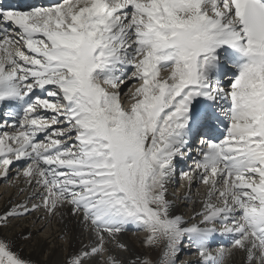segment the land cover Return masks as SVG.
<instances>
[{
  "label": "snow or ice",
  "instance_id": "obj_1",
  "mask_svg": "<svg viewBox=\"0 0 264 264\" xmlns=\"http://www.w3.org/2000/svg\"><path fill=\"white\" fill-rule=\"evenodd\" d=\"M177 176L205 189L195 222ZM0 179L24 197L0 264H33L9 235L29 217L62 224L55 264H124L132 227L161 264H264V0L0 3Z\"/></svg>",
  "mask_w": 264,
  "mask_h": 264
},
{
  "label": "bare ground",
  "instance_id": "obj_2",
  "mask_svg": "<svg viewBox=\"0 0 264 264\" xmlns=\"http://www.w3.org/2000/svg\"><path fill=\"white\" fill-rule=\"evenodd\" d=\"M126 88V87H125ZM188 164H191L190 160L187 161L184 164H181V166H187ZM12 177L16 176L15 170L12 171L11 173ZM179 176H177L178 178ZM180 179H176L175 183L178 185ZM177 181V182H176ZM174 181L172 182L175 184ZM169 186V193L170 195L173 193V196L176 197V199H179V204L177 205V214H189L190 219L192 220L195 212L200 209L201 206V201L203 198V192H200L197 190V188H193L191 195H192V200H186L184 197L189 194V190L187 188L186 183L182 180V187L179 189V193H176L175 191L173 192V187ZM19 186L20 182L17 180H9V183L7 180H4L2 183V186L0 187L1 189H5L0 193V211H2L6 206L9 205V202H16L18 200H23L24 197L20 194L19 192ZM198 187V186H197ZM172 190V191H171ZM205 190V189H204ZM194 191V192H193ZM170 199H172L169 196ZM175 199V198H174ZM186 205V207H184ZM188 205L190 207H188ZM191 208V210H190ZM187 209V210H184ZM186 211V212H185ZM186 215H184V218L187 220ZM195 222V221H194ZM44 229V232L39 234L38 232ZM62 224L58 222H53L50 226L45 228L44 222L41 221L39 223L36 222L35 217H29L25 220L19 221L15 227V229L9 233L10 236H12L18 243V250L21 251L22 255H24L27 258H30L33 263L35 264H55V261L59 259H63L67 257L68 254V249L62 248V245L64 244V241L61 239L62 236ZM130 229H135L134 227ZM31 233V238L27 242H21L22 241V236L21 234H27ZM138 236H134L131 234L124 233L121 236V241L125 244L128 245L129 251L127 252H122L119 249L113 250V255L119 257L124 263L126 260L128 261L129 264H131V261H134L136 259H148L152 255L159 256L163 251L157 250L156 247H149L141 241ZM137 243H140V247L138 246ZM223 243L225 245H228L229 241L227 239L223 240ZM79 242H77L76 247L78 248ZM190 254H185L184 255V264H189L191 263V260L194 262L193 264H199V256L196 253V256L193 257V253L191 250L189 251ZM191 258L194 259H187L189 255ZM126 259H125V258ZM158 258V257H157ZM132 259V260H131ZM161 259V258H160ZM181 264V263H180ZM229 264H246V259L243 255V253L240 252H235L232 257L229 258Z\"/></svg>",
  "mask_w": 264,
  "mask_h": 264
},
{
  "label": "rangeland",
  "instance_id": "obj_3",
  "mask_svg": "<svg viewBox=\"0 0 264 264\" xmlns=\"http://www.w3.org/2000/svg\"><path fill=\"white\" fill-rule=\"evenodd\" d=\"M130 83V82H129ZM131 86H133V84L131 85ZM182 167V166H181ZM180 167V168H181ZM12 175V174H11ZM179 179H180V177H178ZM178 180V179H177ZM8 181V183H9V180H7ZM4 182V180L3 179H0V187L2 186V183ZM175 183V182H174ZM181 183H182V180L180 179L179 180V184L177 185L176 183L175 184H173V185H175L174 187H177V189H175V188H172L173 189V192L175 191L176 193H179V189L182 187V185H181ZM185 183V182H184ZM172 186V185H171ZM173 187V186H172ZM196 188H198L199 189V191L200 192H203V191H205L204 190V187L202 186V185H198V187H196ZM195 188V189H196ZM3 190H5V189H1L0 188V193L3 191ZM172 191V190H171ZM170 192V191H169ZM194 192V191H193ZM170 197L175 201V203H176V205H178L179 204V199L177 198L176 199V197H174L173 196V193L170 195ZM175 198V199H174ZM184 207H186V205L184 206ZM188 207H190L189 205H188ZM184 210H187V209H184ZM186 212V211H185ZM181 215H186V214H181ZM188 216V217H187ZM186 217L188 218L187 220L189 221V222H194V220H189V214L188 215H186ZM132 231V232H131ZM44 232V229H42L41 231H39L38 233L39 234H41V233H43ZM127 234H129V236H131V234H133L134 236H138L139 235V238L138 239H140L141 241H144V239H145V236H146V233L145 232H143V231H140V230H138V229H130L129 231H127ZM138 244V246L136 245V247H140L141 246V244L140 243H137ZM185 247V246H184ZM157 248V250H159V251H163V246L161 245L160 247H156ZM191 250V252L194 254L193 255V257L194 256H196V251L194 250V249H190ZM190 250H188V251H186V249L184 248L181 252H182V254H181V257L179 258V262L181 263V264H184V262L182 263V261H183V259H184V255L185 254H190L189 253V251ZM179 256V255H178ZM190 256H192V254L191 255H189L188 257H187V259H190L191 257ZM158 257V258H157ZM125 258V257H124ZM161 258V259H160ZM162 258H163V253H162V256H161V254H159V256H151L150 258H148V259H145L146 261H148L149 262V264H161V260H162ZM126 259V258H125ZM191 259H194V258H191ZM132 260V259H131ZM192 261H195V260H191V263H189V264H193L194 262H192ZM33 264H35V263H33ZM124 264H129L128 263V261L126 260V262L124 263Z\"/></svg>",
  "mask_w": 264,
  "mask_h": 264
}]
</instances>
